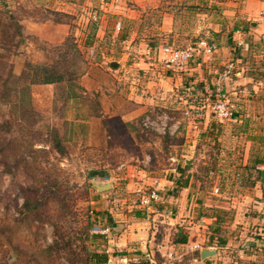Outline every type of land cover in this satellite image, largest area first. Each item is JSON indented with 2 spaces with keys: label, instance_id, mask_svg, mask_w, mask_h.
<instances>
[{
  "label": "rangeland",
  "instance_id": "374dc122",
  "mask_svg": "<svg viewBox=\"0 0 264 264\" xmlns=\"http://www.w3.org/2000/svg\"><path fill=\"white\" fill-rule=\"evenodd\" d=\"M66 1L0 0V63L8 61L13 71L5 87L10 91L0 87V264H91L93 251L108 254L109 248H122L113 241L119 232L111 228L115 220L111 211L148 220L153 230H160L158 240L165 231L157 226L167 223L149 216L153 208L162 212L164 206L175 208L169 209L172 224L180 220L179 225L167 226L173 240L198 225L192 233L204 234L216 247L232 239L242 243L240 248L250 244L263 248L264 227L255 223L264 194V171L257 169L261 149L264 153L261 27L249 37L252 45L247 51L238 46L229 64L210 77L208 91L205 85L192 90L178 85L177 73L165 61L158 68L133 61L129 71L115 72L109 63L122 56L105 50V57L99 58L95 28L87 29L78 17L61 12ZM100 1L91 0L98 6H91L93 26L104 14ZM261 1L214 0L212 6L224 17L245 10L249 32L264 11ZM203 2L199 7L209 11L210 0ZM57 23L65 25L60 28ZM228 27L226 32L234 31L231 24ZM66 36L74 38L87 63L85 76L77 77L84 70L78 59L76 68L69 67L76 74L74 85L66 81L32 86L27 98L20 95L17 88L29 83L18 81L27 66L52 65ZM62 65L65 71L71 64ZM161 73L170 80L161 86L160 78L153 90L151 83ZM219 102L228 104L230 119L216 117ZM150 113H167L177 125L175 134L143 129L142 119ZM55 134L64 156L54 150ZM100 183L111 188L101 192L95 186ZM185 188L189 192L184 196ZM154 193L159 199L146 204ZM107 226L111 233L103 239L95 228ZM86 235L88 239H82ZM139 253L140 262L134 263L132 257L124 264H147L148 257ZM235 254V264H253ZM169 255L155 258L159 264L192 259L180 258L181 251ZM232 257L227 264H234Z\"/></svg>",
  "mask_w": 264,
  "mask_h": 264
},
{
  "label": "crops",
  "instance_id": "0c3cea01",
  "mask_svg": "<svg viewBox=\"0 0 264 264\" xmlns=\"http://www.w3.org/2000/svg\"><path fill=\"white\" fill-rule=\"evenodd\" d=\"M202 2L203 0H109L106 2L102 0L101 9L104 11V14H101L100 22L96 26H93L90 20V14L93 10H91V6H96L91 0H67L66 4H64L66 10H61V12L78 17L80 24L84 23L87 25V29L91 27L95 28L94 31L97 33L99 40H97L94 46L96 48L99 47L101 51V53L98 54L99 58L101 56L103 58L105 57V50L108 51V53L110 51L116 56H122L118 62L111 60L109 63L110 66L114 68L115 72L129 71L130 62L139 60H141V62H147L144 64L145 68H149L150 66L158 68L160 67L158 63L165 61L172 50L184 48L192 42L202 38L217 44L219 49L215 54L211 56L202 55L191 61L188 66L171 70L177 73L178 85L181 82V86H190L192 90H196L198 85H205L208 91L211 88L210 77H212L213 74H217L220 67H225L229 64L230 56L236 52L238 46L243 47L242 50L247 51L249 45H252V40L250 41L249 37L254 35V32L258 31L260 27L261 60H263L264 31H262V29L264 27L252 24L248 32L245 24L250 22V20H246L244 17L243 13H246L245 10H238V16H225V18L224 16L218 15V10L216 7L212 6L214 5V0H210L209 11L201 10L199 5L202 4ZM256 9L258 10L260 7H256ZM262 10H264V2L261 1V11ZM226 14L234 15L233 12ZM156 19L159 23H155ZM57 24L60 28L65 25H63V23ZM118 24H121L120 30L117 29ZM228 24L232 25L234 31L228 30V32H226V30L229 29ZM54 28L56 27L54 26ZM257 39L258 38L255 36L254 40L257 41ZM91 49V51L95 50L94 48ZM244 55L245 54H242L241 56ZM123 62L128 64L124 65ZM113 63H118L119 66L115 68L112 66ZM234 64L235 63H233V65ZM119 67L120 69H118ZM263 69H261V72L264 71ZM160 78L161 86H163L165 81L170 80L167 76H163L162 73L157 74L155 80L151 83V88L153 90L154 85H156L155 82H158ZM261 168L263 172L264 153L262 149ZM191 189L192 185L189 186V190ZM189 190L185 188L184 196ZM263 193L264 191H262V194ZM233 201L237 203V205L240 204L236 199ZM183 204L184 202L181 204L182 208ZM237 207H235V209H237ZM260 207L261 208L257 209H259V211L261 210V216L256 217L255 223H260V227L261 225L264 227V194ZM163 208L164 210L162 212L157 210L154 211L153 208V216H149V220L158 217L161 221L160 224L167 223V225L157 226L160 229L163 228L165 231L163 238L158 237V240L155 239V236L160 230L156 231L155 227L153 230L150 226L151 223H147L148 220H142L141 217L137 216L131 217L128 214V216L122 215L118 212L114 214V210L111 211L115 219L111 228L119 232L115 234L113 241L117 242V246L122 245V248H109L108 254L110 264H116V262L124 264L126 259L130 260L132 257L134 258L132 259L134 263H138V261L140 262V259H142L139 253L140 251L144 252L146 257H148L149 262L147 264H159L155 258L156 254H159L161 257L159 258L164 260L169 258L171 256L169 254L174 251H181L182 256H180V258L195 253L193 254L194 256L190 255L192 259H187L185 262L183 259L181 264H219L220 261L227 264V261L232 256L231 260L235 264V257H237L235 253L242 254L241 258L252 261L253 264H264V241L263 248H250L251 246H255L252 244L242 246L246 248H240L242 243L240 244L236 240L232 241V239H230L227 244L216 247L210 244L211 241L208 240L207 242L204 234L199 233L196 235L198 237H196L195 234L192 233L193 231H198V225L190 228L192 231L185 234L187 235L186 244L180 243L179 241L175 243L180 237L178 236L179 238L174 240L168 237L170 228H167V226L179 225L180 220H178V218L177 224H172L168 220V218H170L169 209L175 208L172 206H164ZM182 215H180L181 219L183 217ZM206 220L207 219H205V221ZM184 222L185 221H183V223ZM259 230L261 232V228ZM260 235L264 236V229ZM203 243H206V245L203 246ZM197 245L200 246V249L193 251L194 246ZM259 247H261V245ZM187 250H191V253H186ZM205 251L213 252V256H207L206 259H203L202 253ZM114 252H125L126 254L115 257L116 254H114ZM177 258L179 259V257Z\"/></svg>",
  "mask_w": 264,
  "mask_h": 264
},
{
  "label": "trees",
  "instance_id": "16d2710c",
  "mask_svg": "<svg viewBox=\"0 0 264 264\" xmlns=\"http://www.w3.org/2000/svg\"><path fill=\"white\" fill-rule=\"evenodd\" d=\"M21 36V35H20ZM65 43L61 46H58V54L57 57L55 56V62L52 65H32L29 64L26 68V70L23 72V75L21 77L18 78V81L21 85L22 82H27L29 81L28 85L26 86H21L18 89V92H20L21 90V94L20 95H24L26 98L28 97L31 87L32 86H41V85H57V84H62L66 81L68 82H73V80H75V72L71 71V68H75L77 67L76 61L79 59L83 65V69L80 73V75H77V77H83L86 74V61L83 60V56L81 54V52L78 49V46L76 44H74V38L71 37H67V39H65L64 41ZM65 46L67 47V49L65 48ZM62 48H64V52L61 53ZM71 52L74 53V56L71 57ZM77 57V59H75V57ZM62 63L64 64H71L68 66L67 70L64 71V65H62ZM0 66H2L3 70H4V74H0V87L4 88L7 90V92L10 91L9 88H5L8 87L9 82H11V80L13 79V71L11 66H9V62L8 61H4L3 63H0ZM85 66V68H84ZM71 67V68H69ZM6 73V75H5ZM70 85H74V82ZM22 102V101H21ZM20 102V103H21ZM26 101H24L22 103H25ZM27 104L30 105V102H27ZM31 115H33V111L31 113ZM35 115V114H34ZM53 147L54 150L60 154L61 156L65 155V148L63 147L62 141L59 139V137L55 134L53 137ZM189 168V166H188ZM98 175V173H94L92 176H96ZM30 202V201H29ZM25 203V205L28 203ZM39 209V208H38ZM29 212H36L35 210L28 208ZM88 235H86V238H82V239H88ZM101 238L104 239V237L102 236ZM186 244L187 243V235L180 237L179 240H176L175 243L177 242ZM89 262L91 264H108L109 262V255L106 252L100 253V252H96L93 251L90 256H89Z\"/></svg>",
  "mask_w": 264,
  "mask_h": 264
},
{
  "label": "built area",
  "instance_id": "2783aa9c",
  "mask_svg": "<svg viewBox=\"0 0 264 264\" xmlns=\"http://www.w3.org/2000/svg\"><path fill=\"white\" fill-rule=\"evenodd\" d=\"M97 20V18H95ZM257 24L259 26L264 27V11L260 13ZM121 24H118L117 29L120 30ZM219 47L217 44L210 42L209 40L202 38L195 42H192L188 46L180 49L172 50L167 58L165 59V63L167 66H169L172 69H181L187 64H189L191 61H193L195 58H198L202 55L211 56L215 54L218 51ZM216 117L220 121L228 120L230 117H232V112L230 108L228 107V104L225 102H219L215 107ZM173 123V120L170 118V116L167 113L162 114H155L150 113L143 117L142 119V127L146 131H149L151 133H156L158 135L167 136V135H174L175 130L174 128L177 127L176 124L174 126L171 124ZM259 171H261V167L257 168ZM216 193H219V189H216ZM159 199V196L154 193L149 200L146 201V204H149L152 200L157 201ZM151 204V203H150ZM96 233H100L102 236L108 237L111 233V228L109 226L101 228L97 227L95 228ZM195 250H199L200 246H194Z\"/></svg>",
  "mask_w": 264,
  "mask_h": 264
},
{
  "label": "water",
  "instance_id": "95a60500",
  "mask_svg": "<svg viewBox=\"0 0 264 264\" xmlns=\"http://www.w3.org/2000/svg\"><path fill=\"white\" fill-rule=\"evenodd\" d=\"M112 66L117 68L119 66V64L118 63H113ZM95 186H96L97 190H99L101 192L102 191H108L111 188V184L100 183V184H95ZM207 256H213V252L205 251L204 253H202V258L203 259H206Z\"/></svg>",
  "mask_w": 264,
  "mask_h": 264
}]
</instances>
